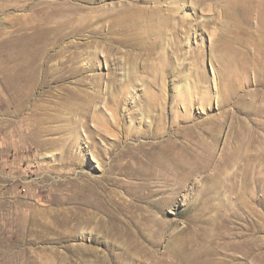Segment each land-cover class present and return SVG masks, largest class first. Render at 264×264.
<instances>
[{
  "label": "rangeland",
  "instance_id": "obj_1",
  "mask_svg": "<svg viewBox=\"0 0 264 264\" xmlns=\"http://www.w3.org/2000/svg\"><path fill=\"white\" fill-rule=\"evenodd\" d=\"M0 264H264V0H0Z\"/></svg>",
  "mask_w": 264,
  "mask_h": 264
},
{
  "label": "bare ground",
  "instance_id": "obj_2",
  "mask_svg": "<svg viewBox=\"0 0 264 264\" xmlns=\"http://www.w3.org/2000/svg\"><path fill=\"white\" fill-rule=\"evenodd\" d=\"M129 211L127 210V211H125V213L130 215V216H128V219L131 220L133 218L131 216L132 215L131 212L129 213ZM100 214H104L107 217V219H106L107 222L110 223V224H113V222H111V221L115 220L116 213L111 211V210H107V209H104V210H100V209H95V210L85 209L83 211V213H82V215L86 216L87 219H92V218H94V217H96L97 215H100ZM134 230L136 232H134ZM133 232L137 233V234H133ZM155 232H156V230H154L153 234H155ZM120 233H121L122 236H125L124 238H127V239L132 237V236H136L138 238L144 236L141 232L138 231V228L136 227V224L131 222V221H129L127 224L121 225ZM133 243H135V242H133ZM128 251H130V247H128Z\"/></svg>",
  "mask_w": 264,
  "mask_h": 264
}]
</instances>
